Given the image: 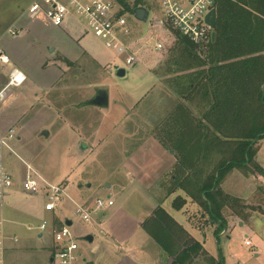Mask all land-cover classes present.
<instances>
[{"label": "rangeland", "instance_id": "rangeland-1", "mask_svg": "<svg viewBox=\"0 0 264 264\" xmlns=\"http://www.w3.org/2000/svg\"><path fill=\"white\" fill-rule=\"evenodd\" d=\"M30 1L0 0V28L8 14L25 10ZM126 1L132 7L136 0ZM141 1L149 12L147 22L128 18V44L136 54L133 67L125 64L126 55L105 48L103 42L91 33L90 41L98 64L87 55L76 60L67 59L63 51L47 52L40 44V47H32L35 64H28L26 60L27 77L23 75L18 83L9 84V89L1 97L0 124L13 128L15 139L11 145L18 156L17 159L7 155L4 160L14 179L9 197L4 200V231L8 238L5 264H49L53 244L51 235L44 239L36 237L41 223L53 218L58 227L68 218L74 236L83 237L90 230L89 224L75 217V204L71 202H77L73 194L77 185H82L80 192L85 194L87 201L96 197L105 200L109 193L116 202L118 197L113 194L116 175L125 176L123 166L130 151L137 149L134 145L148 138L163 140L159 127L180 100L164 78L168 75L167 66L174 52L175 37L170 30L161 27L163 14L159 2ZM81 23L85 25L83 21ZM47 35L44 38L53 41L55 34ZM158 43L163 45V50H155ZM49 48L51 50L53 46ZM115 67L125 70L123 78L116 77ZM98 90L108 92L107 108L87 105ZM189 106L196 109L195 103ZM44 132L47 136L43 135ZM81 144V149L85 148L83 153L79 150ZM255 160L264 170V137L258 143ZM23 163L46 182L63 187L65 194L56 204L55 213L44 211V193L30 195L21 191L26 167ZM85 181L92 184L91 190L83 187ZM220 187L233 197L245 199H241L245 204L264 208V197L260 194L264 178L260 180L256 173L244 176L233 170ZM130 197L124 210L137 214L144 205L137 194ZM116 206L109 210H116ZM226 215L231 213L226 211ZM251 222L253 227L241 221L230 222L227 234L219 236L218 241L210 231L205 230L204 234L187 231L204 242L210 255L217 258L221 254L223 264H264V254L255 248L260 238V216H254ZM261 235L264 236V228H261ZM13 238L17 242L14 243ZM142 240L149 241L147 235L139 231L129 241L140 246V254L142 247L147 249ZM245 241L252 245L246 246ZM106 243L105 236L100 234H95L89 245L79 242L80 257L93 264L146 263L145 257L120 260L114 244ZM123 247L127 249V245Z\"/></svg>", "mask_w": 264, "mask_h": 264}, {"label": "trees", "instance_id": "trees-1", "mask_svg": "<svg viewBox=\"0 0 264 264\" xmlns=\"http://www.w3.org/2000/svg\"><path fill=\"white\" fill-rule=\"evenodd\" d=\"M124 13L144 7L136 0H116ZM214 40L194 45L175 36L168 63L170 88L180 102L168 115L159 140L176 156L168 195L181 210L187 199L202 212L213 235L227 228L226 211L241 222L264 209L245 204L224 193L221 184L233 170L244 176L264 170L256 162L258 143L264 137V0H215ZM196 105L191 109L189 105ZM161 135V136H162ZM148 236L171 259L170 264H223L214 259L161 207L143 222Z\"/></svg>", "mask_w": 264, "mask_h": 264}, {"label": "crops", "instance_id": "crops-1", "mask_svg": "<svg viewBox=\"0 0 264 264\" xmlns=\"http://www.w3.org/2000/svg\"><path fill=\"white\" fill-rule=\"evenodd\" d=\"M33 1L34 0H31L29 4H31ZM24 12L25 10L23 9L21 11H14L11 14H8L3 22L4 26L0 28V48L9 57L11 66L18 69L22 76L26 75L27 77V75L29 74L26 60L28 61V64H35V50H33L32 47H40V44L44 46L47 52L55 50L62 53L63 51L65 53L64 56L67 59L76 60L82 55H87L92 58L95 63L98 64L95 49L93 48L90 41L91 34L86 30L85 25L81 23L82 21L80 22L79 20H77V18L69 16L61 26L54 27L42 15L30 16ZM162 28L169 31L164 27ZM9 30H14L15 35L11 36L9 34ZM49 33L55 34V37L51 42L49 41L50 39L44 38V36H48L47 34ZM129 35L123 38V41L128 47H130V45L128 44ZM50 46H53V49L50 50ZM10 70L11 68L8 66L0 65V99L5 95L10 87ZM170 77H172V75L168 74L164 78L168 80V78ZM178 102H180V100H178ZM0 127L3 130L12 128L3 126L2 124H0ZM141 142L136 145L133 144L137 147V149L131 150L127 156L128 159L127 161H125V165L123 166V172H125V176H123L122 174L121 176H119L118 174L116 175L117 183L114 186L113 192V194L118 197L116 202L114 201L111 194H106V199H110L113 202V205L103 212L91 214V220L87 223L89 224L90 230H88L87 233L83 236L91 235L93 238V242L95 234L104 235L107 242L106 244H114V247L118 250L117 255H119L120 260H129L132 256H134L138 259H140L141 257H145V264H170L171 259L148 236V234L142 227L143 222L152 215L153 211L157 207H161L193 239L202 244L203 249L209 256H211L215 260L218 259L219 257H213L205 249L204 242H201V240L197 239V237L193 236L187 231L188 229H190L194 232L204 234L206 230L210 231L213 235L215 226L211 225V223L206 225L202 222V212L200 211L199 207L189 199H187L185 206L181 210H175L172 206V202L177 195L184 196V193H182L181 191H177L173 194L168 195L167 189L169 179L177 162L176 156L168 149H166L158 139L148 138ZM82 145L83 144H81L79 147L81 153L85 151V148L81 149ZM24 169L25 170L23 175H25L26 171V168ZM119 177L126 180L121 181ZM127 178L129 180H127ZM259 178L260 180L263 179L260 176ZM22 182L23 179L21 180V184ZM83 187L87 190H91L92 184L88 181H85ZM81 189L82 185H77V189H75L73 192L75 198H77L75 199L77 202H71L76 205H88L87 203H90L92 205V201H94V199L91 201H87L84 196L85 194L80 192ZM135 194H137V196L141 198L139 201H141V203L144 205V208H142L141 211L138 210L137 214L124 210V205L126 204L127 200H130V196ZM260 194L262 195V197H264V188L261 189L260 187ZM8 197L9 194L6 198ZM165 203H167L166 206ZM115 205H118L116 206V210H109ZM260 207L263 208V206ZM256 215L260 216V238L258 239V244L255 248L257 250L259 249L260 253L264 254V236L261 235V228H264V215L258 214L256 212L250 217L248 221H245L243 223H247L249 227H253V222H251V220ZM225 219L227 221V228L219 236L227 234L230 222L233 223L240 221L237 217H234L232 215H226ZM65 220L71 222V220L65 218L63 222L59 224V226L64 224ZM242 225L243 224H241V226ZM139 231H143L149 239V241L142 240L144 245L147 246V249L145 247H142V249H140L142 250V254H140L138 251L140 247L139 245H134L132 244V242H129ZM46 235L50 234L47 232L37 233L36 237L38 239H44ZM215 239L218 241L216 237ZM134 241L136 243L138 242L137 240ZM87 244L89 245V243ZM124 244L127 245V249L126 247H123ZM251 245L252 244L250 243V246ZM150 250L151 253L148 252ZM51 256L49 257V260L51 259ZM219 256L222 255L219 254ZM257 256L258 255H255V257ZM89 263L93 264L92 262Z\"/></svg>", "mask_w": 264, "mask_h": 264}, {"label": "built area", "instance_id": "built-area-1", "mask_svg": "<svg viewBox=\"0 0 264 264\" xmlns=\"http://www.w3.org/2000/svg\"><path fill=\"white\" fill-rule=\"evenodd\" d=\"M163 20L161 27L177 33L194 45H203L211 40L212 29L205 22L206 16L215 9V0H157ZM30 16L42 15L54 27L61 26L69 17L81 19L86 30L95 38L103 42L105 48L113 50L118 55H126L125 64L133 67L136 63V54L125 44L123 38L128 36L129 13H124L122 6L116 0H34L25 9ZM11 36L14 30H9ZM155 50H162L161 44L155 45ZM0 65L11 68L9 84L21 81L20 71L11 66L9 57L0 48ZM15 139L13 128L3 130L0 127V264H5L7 252V236L4 231V200L14 186L12 174L6 168L5 156H18L13 151L11 141ZM26 166L25 176L21 184L23 192L30 195L44 193L46 203L44 211L53 214L56 204L63 198L64 189L60 185L46 182L30 166ZM110 199L95 198L92 205L75 204L74 215L80 221L88 223L91 214L103 212L111 207ZM30 229V228H29ZM38 233H49L53 243L52 263L50 264H90L80 257L79 238H76L71 228L62 224L56 227L53 218L44 220L38 228ZM15 243L17 240L12 239ZM246 246L250 242L245 241Z\"/></svg>", "mask_w": 264, "mask_h": 264}, {"label": "water", "instance_id": "water-1", "mask_svg": "<svg viewBox=\"0 0 264 264\" xmlns=\"http://www.w3.org/2000/svg\"><path fill=\"white\" fill-rule=\"evenodd\" d=\"M149 12L144 7H136L132 13H130V16H132L136 21L140 23H146L148 19ZM205 22L207 25L212 29L211 33V40H214L215 34H214V28L216 24V12L215 9L211 10L210 13L206 16ZM116 71V77L123 78L125 76V70L115 67ZM87 105H91L98 108H107L109 105V98H108V92L106 90H98L94 97L87 102ZM43 135L47 136V133H43ZM89 187V186H87ZM64 224L68 227L71 226V222L68 220H65ZM92 236L86 235L81 238H79L80 242L85 243H92ZM49 263H52V259L49 260Z\"/></svg>", "mask_w": 264, "mask_h": 264}]
</instances>
